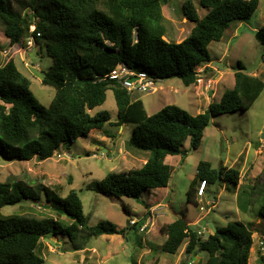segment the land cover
I'll use <instances>...</instances> for the list:
<instances>
[{
	"label": "trees",
	"instance_id": "1",
	"mask_svg": "<svg viewBox=\"0 0 264 264\" xmlns=\"http://www.w3.org/2000/svg\"><path fill=\"white\" fill-rule=\"evenodd\" d=\"M167 1L21 0L20 9L12 0H0V42L5 40L12 47L31 36L38 46L43 42L54 65L43 72L42 81L56 88L51 104L46 106L13 59L0 63V153L11 160H47L62 144L89 136L106 124H134L128 147L148 153L147 161L126 172H109L103 179L88 183L87 188L140 197L147 189L168 186L173 168L166 162L167 156L182 154V144L188 138L193 148H198L213 117L251 108L264 90V80L247 72L239 61L235 84L220 102L211 101L196 115L176 104H167L149 115L142 99H134L133 93L116 80L104 79L117 64L125 63L153 77L176 75L187 86L197 83V66L212 61L210 43L222 39L231 21L251 18L261 0H200L207 9L202 17L193 0H186L183 12L195 26L179 42L165 37L162 6ZM27 8L32 12L24 13ZM256 38L264 44V25L256 31ZM1 46L0 50L7 49ZM109 90L118 105L115 122L106 109L91 112L105 102ZM204 180L207 185L221 181L236 188L241 171L224 164L215 168L210 161L200 160L187 191L189 202L199 205V185ZM256 187L249 182L240 185L241 209H246ZM43 194L51 208L75 218L65 222L53 216L1 212L6 205L24 198L40 200ZM259 213L264 217V201ZM85 223L83 201L75 189L62 196L42 183L32 186L24 180L0 181V264H45L37 249L46 234L68 235L75 248L83 250L92 237L125 230L109 220L89 228ZM138 225L132 227L139 229ZM160 231L166 236L162 245L166 252L177 253L187 241L188 259L204 250L208 252L207 264H250L253 230L242 221H231L205 239L198 226L182 217L164 223ZM257 264H264V254Z\"/></svg>",
	"mask_w": 264,
	"mask_h": 264
},
{
	"label": "rangeland",
	"instance_id": "2",
	"mask_svg": "<svg viewBox=\"0 0 264 264\" xmlns=\"http://www.w3.org/2000/svg\"><path fill=\"white\" fill-rule=\"evenodd\" d=\"M19 1L12 0V3L15 8L21 9ZM185 1L168 0L163 3L167 29L165 37L168 41L183 40L195 26V22L185 17ZM193 2L200 16H204L207 9L200 4V0ZM31 12L30 8L24 9L26 14ZM263 25L264 0H261L251 18L231 21L222 39L210 43L212 61L197 66V83L187 86L176 75L165 77L156 83L154 91H135L133 98L142 99L149 115L167 104H176L196 115L205 111L211 101L220 102L224 92L234 86L239 61L245 65L247 72L264 80V44L256 38V31ZM34 27L31 26V30ZM0 43L1 48H7L0 50V63L13 59L31 79L36 97L49 106L56 88L44 84L42 80L43 72L53 66L54 61L44 43L39 46L34 43L32 47L26 38L12 47L5 40ZM104 109L111 113V120L115 122L118 105L112 90L107 92L105 102L91 112ZM134 128V124H106L103 128L92 130L89 136L62 144L47 160H11L0 153V181L24 180L32 186L42 183L56 189L62 196L75 189L83 201L86 228L109 220L125 229L115 235L92 237L83 250L76 249L68 235L46 234L37 249L45 258V264H151L156 261L158 264H182L184 261L207 264L208 252L204 250H199L188 259L187 241L175 254L163 250L166 237L160 231V225L178 217L196 222L194 225L199 227L200 236L204 239L231 221L250 225L254 238L250 264H257L260 255L264 254V250L260 249V241L264 240V217L259 213L264 201V90L251 108L213 117L198 148H193L188 138L182 144V154L167 156L166 162L173 168L168 186L147 189L140 197L103 194L88 189V183L103 179L109 172H126L141 167L147 161L148 153L128 147ZM200 160L210 161L215 168L221 164L239 168V185L234 188L232 184L227 186L221 181L208 184L205 194L198 197L199 205L189 202L187 191ZM245 182L257 187L246 209H241L238 193L240 185ZM47 205L50 203L43 194L40 200L24 198L17 204L6 205L1 212L4 215L53 216L65 222L72 220L67 214ZM201 206L204 208L201 209ZM149 208L153 209L150 229L142 232L132 227L130 221L144 219Z\"/></svg>",
	"mask_w": 264,
	"mask_h": 264
},
{
	"label": "built area",
	"instance_id": "3",
	"mask_svg": "<svg viewBox=\"0 0 264 264\" xmlns=\"http://www.w3.org/2000/svg\"><path fill=\"white\" fill-rule=\"evenodd\" d=\"M35 27L31 30L33 31ZM40 35V33H38ZM27 42L29 46L34 45L35 37L31 36L27 38ZM113 79L119 82L124 88H126L130 93L135 91L138 92H152L156 89V83L161 79L158 77H153L147 71H137L125 63H119L117 66L106 76L104 79ZM210 83L209 86H211ZM207 187L206 181H202L201 186L199 188V195L203 196ZM41 208V206H39ZM204 207L201 206V209ZM153 210L148 212L144 219L137 220L132 219L130 221L131 226H135L137 224L139 230L144 232L150 229V225L153 223ZM260 249L264 250V240L260 241ZM188 264H195L194 262H189Z\"/></svg>",
	"mask_w": 264,
	"mask_h": 264
},
{
	"label": "crops",
	"instance_id": "4",
	"mask_svg": "<svg viewBox=\"0 0 264 264\" xmlns=\"http://www.w3.org/2000/svg\"><path fill=\"white\" fill-rule=\"evenodd\" d=\"M34 159V158H33ZM21 161H25V160H21ZM27 161H29V160H27ZM162 188V187H161ZM207 188V187H206ZM205 194V193H204ZM150 210H153L152 208H149L147 211H146V214L148 213V212H150ZM189 223H191V224H195L196 222H189ZM160 227H161V225H160ZM103 235H105V234H103ZM111 235H115V234H111ZM102 236V235H101ZM166 237V236H165ZM60 241V240H59ZM87 260V257H85V261ZM94 264H97V262H94Z\"/></svg>",
	"mask_w": 264,
	"mask_h": 264
},
{
	"label": "water",
	"instance_id": "5",
	"mask_svg": "<svg viewBox=\"0 0 264 264\" xmlns=\"http://www.w3.org/2000/svg\"><path fill=\"white\" fill-rule=\"evenodd\" d=\"M263 137H264V135H263ZM49 208L51 207V205H47ZM59 211L61 212V213H65L63 210H61V209H59ZM68 216H69V214H67ZM75 217H72V219H74Z\"/></svg>",
	"mask_w": 264,
	"mask_h": 264
},
{
	"label": "clouds",
	"instance_id": "6",
	"mask_svg": "<svg viewBox=\"0 0 264 264\" xmlns=\"http://www.w3.org/2000/svg\"><path fill=\"white\" fill-rule=\"evenodd\" d=\"M35 26V25H34ZM35 43H36V40H35Z\"/></svg>",
	"mask_w": 264,
	"mask_h": 264
}]
</instances>
